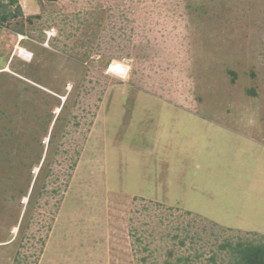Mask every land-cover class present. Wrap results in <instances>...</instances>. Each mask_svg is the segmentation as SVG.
I'll list each match as a JSON object with an SVG mask.
<instances>
[{"label": "rangeland", "instance_id": "1", "mask_svg": "<svg viewBox=\"0 0 264 264\" xmlns=\"http://www.w3.org/2000/svg\"><path fill=\"white\" fill-rule=\"evenodd\" d=\"M1 3L0 264L264 242V0Z\"/></svg>", "mask_w": 264, "mask_h": 264}, {"label": "trees", "instance_id": "2", "mask_svg": "<svg viewBox=\"0 0 264 264\" xmlns=\"http://www.w3.org/2000/svg\"><path fill=\"white\" fill-rule=\"evenodd\" d=\"M17 0H9V3L15 4ZM3 4L0 0V8ZM4 9V8H3ZM21 14L20 8H17L14 13L0 14V22L8 20L10 17ZM237 253V264H264V242L260 243H238L235 248ZM170 264V263H168Z\"/></svg>", "mask_w": 264, "mask_h": 264}, {"label": "bare ground", "instance_id": "3", "mask_svg": "<svg viewBox=\"0 0 264 264\" xmlns=\"http://www.w3.org/2000/svg\"><path fill=\"white\" fill-rule=\"evenodd\" d=\"M16 50L18 51L19 53V56L23 57V55L25 54V51L23 48H21L20 46H17L16 47ZM114 66H116L119 70H120V73H118V75L122 76L125 74L126 72V68L121 64V63H118V64H115ZM65 97H62L61 100L64 102L65 101ZM60 112V108H57L56 110V113H59ZM27 199V198H26ZM16 230V229H15Z\"/></svg>", "mask_w": 264, "mask_h": 264}, {"label": "built area", "instance_id": "4", "mask_svg": "<svg viewBox=\"0 0 264 264\" xmlns=\"http://www.w3.org/2000/svg\"><path fill=\"white\" fill-rule=\"evenodd\" d=\"M51 33H52L51 31L50 32H47L48 37L51 36ZM19 38H20L19 41H23L24 40V36H22V35H19ZM23 57H24V59H27L28 60V59L31 58V55L25 53V55ZM113 64L114 63H112V64H110L108 66L107 71L110 74L118 75V73H120V70L116 66H114Z\"/></svg>", "mask_w": 264, "mask_h": 264}]
</instances>
